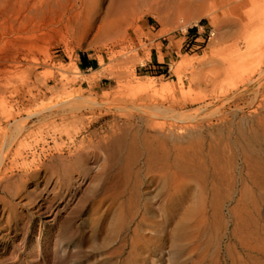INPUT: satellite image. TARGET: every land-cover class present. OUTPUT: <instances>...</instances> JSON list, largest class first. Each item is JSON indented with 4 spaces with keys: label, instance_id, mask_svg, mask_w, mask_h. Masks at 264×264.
I'll use <instances>...</instances> for the list:
<instances>
[{
    "label": "rangeland",
    "instance_id": "1",
    "mask_svg": "<svg viewBox=\"0 0 264 264\" xmlns=\"http://www.w3.org/2000/svg\"><path fill=\"white\" fill-rule=\"evenodd\" d=\"M118 2L0 0L1 134L10 133L8 122L32 115L42 103L47 106L48 100L63 92L79 91L80 96L109 106L123 100L156 101L165 107L174 102L180 115L177 124L204 126L199 129L205 141L202 152H191V161L178 159L168 172L166 165H155L153 160L147 164L144 156L136 162L129 159L135 154L129 137L108 150L104 146L115 131L130 137L136 134L137 147L143 146L159 130L154 124L170 122L164 115L148 123L140 121L137 112L129 116L107 104L81 108L76 112L79 122L74 123L69 111L45 119L32 115L24 120L26 127L10 151L25 140L39 142V137H48L46 148L54 146L52 139L66 147L54 167L47 164L24 181L10 180L15 182L12 196L0 192V264H212L216 253L226 260L227 248L238 246L237 232L249 230L240 210L245 201L250 211L249 202L257 196L255 179L248 178L255 153L243 146L240 128L252 124L260 104L254 90L258 70L264 69V49L256 47L247 54L245 47L255 28L249 20L264 14V0H139L124 16L117 13ZM262 21L264 28V17ZM229 55H235L230 57L242 67ZM81 56L93 61V67L82 68ZM228 64L237 68L231 70ZM95 69L99 73H93ZM261 79L264 84V70ZM149 80H154L152 92H140L137 87ZM146 95L151 97L141 102ZM82 125L85 128L79 130ZM70 136L75 144L84 141L81 152L96 154L80 157L84 172L66 158L71 155ZM118 145L126 155L118 156ZM130 170L138 171L145 184L139 192ZM173 176L184 179L186 189L170 214H162L168 195V183H163ZM218 190L225 198L215 209L211 201ZM129 195L149 209L146 222H140V211L129 207ZM260 212L264 217V207ZM152 220L159 222V231L148 228ZM136 230L145 236L144 243L132 251L130 241ZM24 257L29 258L25 263Z\"/></svg>",
    "mask_w": 264,
    "mask_h": 264
},
{
    "label": "bare ground",
    "instance_id": "2",
    "mask_svg": "<svg viewBox=\"0 0 264 264\" xmlns=\"http://www.w3.org/2000/svg\"><path fill=\"white\" fill-rule=\"evenodd\" d=\"M138 1L139 0H119L118 7H117V13L121 16L128 14L129 12H131V10H133V8L136 6V4H138ZM263 17H264V14H262L260 17H258L256 19L253 18L252 20H249V22H251V24L253 26H255V28H254L252 34H250L248 37H246L247 41H246L245 52H247V54H248V52L253 51L254 48H256V47L258 49H260V48L264 49V28L262 27L263 26V21H262ZM252 35H254V36H252ZM252 37H255L256 39L254 41H252L253 40ZM230 52H232V51H230ZM230 54H233V53H230ZM234 54H235V52H234ZM245 55L243 56L244 58L242 57V59H244V60L246 57ZM230 56H233V55H229V57ZM260 57H261V55H260ZM248 58H249V56H248ZM242 59L240 58L239 61L240 60L242 61ZM230 60H233L234 63L235 62L237 63V61H235L231 57H230ZM199 61H201V60H199ZM224 62H228V61H224ZM139 63L143 64V61H140ZM239 63H237V64H239ZM189 64H191V62ZM248 64L250 66V63H248ZM225 65H226V63H225ZM231 65H233V64H231ZM228 66H230V65L228 64ZM239 66L242 67V65L239 64L238 68H239ZM245 66H246V63L244 65V67ZM234 67L235 66H233V68ZM73 68H75V67H73ZM233 68H231V66H230L231 70H233ZM236 68L237 67H235V69ZM197 69L198 68H196L195 70H197ZM259 70L257 73L258 74V78L256 81L257 85L255 84L254 93H255L256 99H259L260 104H259L258 109H256L255 114L253 115L254 117H252V119H253L252 124L250 126H246L244 128H243V126H241V128H240L241 137L243 138L242 141L244 140V142H245L243 144V146H245V147L247 146V150L249 148H252V152L255 153L254 161H252V163L250 164L251 175L248 178L254 177L255 180L253 181L252 184H253V187L257 190V193H256L257 196L255 199H253L252 201L249 202V204L251 206L250 211L248 210L250 208H247L245 201H243L244 206L240 210V212H241L240 216H242V220H243L242 222L249 225V230L247 232L243 231L241 234H239V232H237V237L234 236L235 238H237V240L239 239L238 240V246H236V247L229 246L227 248L228 264H264V217L260 216V213H261L260 209L262 207H264V84H260V81L262 80L261 78L263 77V70L264 69H262V70L259 69ZM99 71L100 70L95 69L93 73H99ZM197 71H193L192 72L193 75L195 73H197ZM242 71H243V69H242ZM152 81H154V80H152ZM152 81H150L146 84H141L137 88L140 89V92H141V90L144 92H146V91L150 92L152 90V87H153ZM32 89H33V87H32ZM32 89H28L26 92L30 95H33ZM35 90H34V92H35ZM65 90H66L65 87H63L62 91H65ZM50 91L52 93H57V88H52ZM79 94H80L79 91L78 92L72 91V92H68L67 94H65L63 92L61 95H57L53 99L48 100V102L50 104H48L47 106L44 105L45 102L42 103L40 105L42 107V109L40 106H38L41 110L40 109L39 110L34 109V110H36V112H32L33 114L32 113L31 114L34 116L41 117L42 119H45V117H47V116L51 117L53 115H59L60 113L63 115L64 113L66 114V111H69L70 114H72L71 120L73 121L70 123H74V122H79L80 117H77L78 115H76V112H78L81 108H83V107H86V108L88 107L89 109H94V108H99V107L101 108L102 105L107 104V102H104V103L98 102V100L94 97L88 96V98H86L87 97L86 96L84 98V97L80 96ZM36 97H37V95H36ZM150 97H151V95H146L145 97L142 98L141 102H143V100L146 101ZM24 98H25V96H24ZM32 98H33V100H35V96H32ZM39 98H37V99H39ZM25 99H28V98H25ZM120 99H121V97H120ZM118 100H117V102H121V100L120 101H118ZM136 100H138V99H136ZM149 101H150V99H149ZM123 102L124 103L113 104L110 106L107 104L108 105L107 107L112 106V107H114V110L115 109L119 110L120 113L121 112L124 113L125 111H127V112H129V116H133L132 113L134 114L135 112H137L136 117L138 119H140V121L142 119H145V121H147L148 123H150L151 121H153L155 119H158L159 117H162V115H164L167 118V120H169L170 122L168 123L166 121L168 124L165 126H159V125L154 124L153 126H158L157 128L159 130L155 131L154 132L155 134L151 137H147V138L144 137L146 139H145V142L142 143L143 146H141V147H139V146L137 147V142L134 139V137L136 135L135 132H134L135 135L130 137L129 136L130 134L126 133L125 131H124V134H123V132L119 133L118 131H115L116 134L114 136L111 135L110 139L104 145L107 148V150L110 149V147L112 145H114L115 143L119 142V144H120V142L124 141L127 137H129V138H131V140H133L132 142H134V144H132V142H131V148H133L134 153H135L134 156L132 158H129V159H133L136 162L137 157L144 156L147 164L148 163L152 164L154 162L155 165H160V166L166 165L165 170L166 171L168 170V172L170 171V169L172 167V165H171L172 163L175 164V162H177L181 159L184 160L182 157H184V158L193 157V156H191V152L194 154H197L198 151L200 152V149H201L203 143H205V141L203 142V138H204L203 137V131H201L199 129H202L204 126L202 124H198V123L194 124V125L191 124V126L190 125L186 126V125L177 124L176 121L180 120V115L178 113H175L176 111L174 110V104H173L174 102L171 103L170 105H168V107H165L163 104H159L156 101L155 102L154 101H151V102L147 101L148 103L147 102L140 103L137 101H131V102L126 101L125 102L123 100ZM42 105H44V107ZM27 109H29V108H27ZM203 109L199 108L198 110L203 111ZM131 111H134V112L131 113ZM43 113H48V114L44 116ZM32 115L29 114V116H27V117L24 116L25 118L20 119V120H14L13 121V119H12L13 123L9 124V122H8V124L6 126V127H8V125H9V127H11L10 133L7 134L4 131V133L2 132V134H1V132H0V192L4 191L5 193H9L11 195L10 189H14L12 184H14L15 182L10 181V180L14 179V177H17V181L18 180L24 181V179H27L30 177L32 178L36 174L37 170H39L40 168L44 167L47 164H49V166L52 168V167H54L53 166L54 160L61 159L63 157L62 152H63L64 148L66 147V145L64 143L58 142V140H56V139H52L55 142L54 146H52V147L50 146V147L46 148L48 146V142H47L46 138H48V137H42V138L39 137V139H40L39 142H35L33 144L32 143H30V144L26 143V140H25V143L20 142L19 145H17V143H16L17 147L13 151H10L9 147L11 146L12 142H15L17 136L20 133H22L21 130L25 129V127H26V126H23L24 125L23 122L27 121L25 119H29ZM62 115H61V117H62ZM207 115L208 114H206V116ZM63 118H61V119H63ZM64 120H65V118H64ZM247 121H248V119H247ZM64 122H66V121H64ZM73 125L75 126V124H73ZM118 127H116V128H118ZM84 128L85 127L82 125L79 130H83ZM152 129H153V127H152ZM68 130H70V129H68ZM153 130H156V129L154 128ZM238 130H239V127H238ZM74 131H72V132L74 134H76L77 132L75 133ZM126 131H128V130H126ZM247 131H249V133H251L249 136L247 135L248 137L246 136ZM215 136H217V135H215ZM126 141H128V140H126ZM214 141H215V139H214ZM33 142H34V140H33ZM83 143H84V141L81 140L78 144H75V139H73V137L70 136L69 141H68L69 147L67 146L68 149H70L69 152L71 155L67 156L66 158L71 159L73 161V164L78 163L77 168H76V170L78 172H84V170L86 169L85 162L82 159H80V157H82V155L85 157L86 156H89V157L90 156H93V157L96 156L95 153H94L95 155H93V153L88 152V151L81 152L84 150V148L82 146ZM124 145H126L125 142H124ZM204 146H205V144H204ZM118 147H119V149L117 150V154H118V156H122V154L124 152L123 151L124 148L122 149L121 145H118ZM118 147L116 146L115 148H118ZM208 147H210V146H208ZM113 152H115V150ZM220 152H221V150H220ZM245 152H243V154ZM136 153L138 155H136ZM124 154H125V152H124ZM199 156H200V154H199ZM190 159L191 158H189L188 160L191 161ZM6 161H7V163H6ZM151 161H152V163H151ZM189 161H186V162L189 163ZM167 162H170V163L164 164ZM188 163H186V164H188ZM125 165H127V164H125ZM154 168H155V166H154ZM162 169H164V168H162ZM150 170L153 171V169H150ZM157 170L162 171L161 168H159ZM129 173L130 174H128V175H130V176L132 175L131 177H133V179H135L134 180L135 186L138 183L137 189L139 192L141 186L145 185L143 181H140L141 179L139 178V172L136 171V172L132 173V171H131ZM153 176L159 177V175H157V174H154ZM131 177H129V180L132 179ZM184 182H185L184 179H182L180 177H174L173 176L170 181L163 183V185L164 184L166 185V183H168V187L166 186V188L168 190V195H167V198H165L166 199L165 204L167 206L169 205L170 208L165 209L166 205L161 206V210H162L161 213L162 214L165 213L168 215V213L170 214V212L173 210L172 207H174L175 204L177 203V201L179 200V195L181 196L183 194V192L185 191L183 189V188H185ZM226 188L229 189L228 187H226ZM130 189L132 190V187ZM124 190H127V189H124ZM224 191H226L228 193L229 190L224 189ZM16 192H18V190ZM226 192H224V193H226ZM217 193H218L219 197L221 198V200H220V198H216L218 196ZM221 193H222V191L218 190V191H214V193L212 195L213 199L211 202L213 204L216 203L215 209L218 207V202L223 201L222 199L225 198V197H222L223 194L220 195ZM129 194H131V193H129ZM139 195H138V197H139ZM245 196H248V195H245ZM127 199L128 200L126 202H128V204H130L129 207L131 208L132 211L133 210H135V212L140 211L139 212V215L141 216L140 222L141 223L146 222L148 219H146L144 216L146 213L150 212L149 209L144 207V204L143 205L140 204L139 200L135 199L133 197V195H131V196L129 195V197ZM101 201L102 200H100V202ZM162 214H161V216H162L161 218L163 219ZM148 215H149V213H148ZM158 224H159V222H156L153 220L151 222H147V226H148V228H150L151 232H153V229H155V231H159L157 228ZM234 235H236V232H234ZM144 237L139 234V230H138V232H137V230L135 231L134 236L132 237V239L130 241L132 251L137 250L143 246ZM27 259H29V258L24 257L22 259V261L25 263ZM214 259H216V260L214 262H212V264H221V263L223 264L227 260V259L226 260L221 259V257H219V254H217V253L215 254ZM29 262H31V261H29Z\"/></svg>",
    "mask_w": 264,
    "mask_h": 264
},
{
    "label": "crops",
    "instance_id": "3",
    "mask_svg": "<svg viewBox=\"0 0 264 264\" xmlns=\"http://www.w3.org/2000/svg\"><path fill=\"white\" fill-rule=\"evenodd\" d=\"M198 32V31H197ZM90 60L87 58V57H85L84 59H83V62H84V65L82 64V62H81V58H80V66L82 67V68H89V67H91V66H88V65H90V62H89ZM158 59H154V63H156V64H158Z\"/></svg>",
    "mask_w": 264,
    "mask_h": 264
},
{
    "label": "trees",
    "instance_id": "4",
    "mask_svg": "<svg viewBox=\"0 0 264 264\" xmlns=\"http://www.w3.org/2000/svg\"><path fill=\"white\" fill-rule=\"evenodd\" d=\"M190 31H196V29L195 28H191L190 29ZM85 57L84 56H81V62H82V64L84 65V62H83V59H84ZM90 62V65H88V66H91V67H93V65L95 64L93 61H89ZM85 68V67H84Z\"/></svg>",
    "mask_w": 264,
    "mask_h": 264
}]
</instances>
